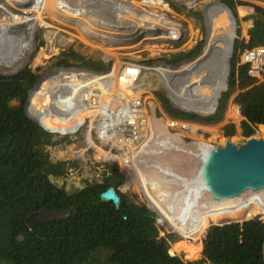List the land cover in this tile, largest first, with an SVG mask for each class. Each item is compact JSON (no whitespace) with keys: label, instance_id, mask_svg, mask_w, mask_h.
<instances>
[{"label":"trees","instance_id":"1","mask_svg":"<svg viewBox=\"0 0 264 264\" xmlns=\"http://www.w3.org/2000/svg\"><path fill=\"white\" fill-rule=\"evenodd\" d=\"M221 2L231 9L236 19L239 6L252 7L247 16L252 21L249 38L239 37L238 24V37L233 44L235 31L231 12L215 3L209 15L211 37L202 57L184 67L183 73L160 71L163 83L173 90V99L191 93L174 101L176 105L186 110L212 112L227 85L233 46L228 90L222 92L216 111L209 115L187 112L176 108L162 92L156 94L169 115L203 124L222 121L229 100L235 94L233 102L240 107L243 116L242 135L249 136L255 133L256 125L264 124V81L250 76L248 65L239 62L244 51L264 45V7L244 0ZM16 36L13 41L4 35L0 37V65H19L20 57L27 61L24 51L34 47L33 41L24 34ZM200 50L201 44L166 60L177 63L194 57ZM59 57L57 64L62 66L78 65L93 70L110 67L73 46ZM209 71L215 77L212 78ZM39 77L30 66L13 74L0 73V264H264V221L259 218L213 225L203 241L204 257L190 262L191 258L179 247L171 246V235L161 229L155 212L119 190L125 179L117 165L103 182H88L76 191L69 192L56 185L53 178L67 174V161H52L47 147L61 144L65 139L56 138L37 120L50 129L74 131L83 123L88 111L77 112L69 106L61 87L63 77L59 74L46 77L33 91L29 114L37 120L32 118L26 104ZM73 79L76 77L66 83L69 94L76 84ZM204 80H209L210 84L206 85ZM14 99L19 104H12ZM235 133V124L225 126V135ZM111 181L120 196L119 204L102 199ZM253 197L259 200L251 201L263 209L262 199ZM42 211L63 214L31 225L27 223L26 218L31 213ZM227 211L236 210L222 211L209 218ZM253 213L258 211L248 206L226 219ZM188 253L192 258L197 254L191 249Z\"/></svg>","mask_w":264,"mask_h":264},{"label":"rangeland","instance_id":"2","mask_svg":"<svg viewBox=\"0 0 264 264\" xmlns=\"http://www.w3.org/2000/svg\"><path fill=\"white\" fill-rule=\"evenodd\" d=\"M33 1V0H31ZM30 1V2H31ZM103 1H111V0H103ZM170 5H175L177 9H174L173 13H168V16L172 20H181L183 23V33L181 42H179L177 45L174 44L175 47H180L178 45H181V48L178 49V51H173L170 54L167 52L168 49L166 46L164 48H161L163 45L162 43L155 44L151 42L150 44L141 45L138 50H134L131 52V50L135 48H125V49H119L118 56H127L133 60H139L145 62L147 65L151 66V69H146L143 71L141 75V82L144 86L147 87V92H145L148 95L155 96L156 92H162L165 94L172 102V104L181 110L187 111L184 108H181L180 106L176 105L172 98V93L170 92L169 87L163 83L162 78L163 75L160 73V71H163L164 69H167L168 71H176L179 73H183V68L188 66L189 64L199 60L204 52V47L209 43V38L211 37V18H210V8L215 4H219L221 0H165ZM246 2L252 3V4H258L260 6L264 7V0H244ZM148 3V4H154V3H160V0H129L128 3L135 4L136 6H140L141 3ZM47 0H41V3L39 4L41 10L43 11V22H28V23H22L18 26H10L7 31H4L1 33L0 37L4 35L6 38H12L13 41L14 38H16V34L18 35H25L26 39H31L33 41L34 47L31 49H27L24 51L25 55H28L27 61H25V58H21V64L18 65H0V73L3 74H13L20 69H22L25 66H30L33 70H35L39 75H43L46 73L51 72L56 66L57 61L60 58L59 56L61 53L68 49L69 47L73 46L76 50L82 52L83 54L92 57L94 59H98L102 55V50L100 47H102V42L99 41H93V40H87L84 38L82 31L75 26L70 25L68 22H66L65 19H71L75 16L73 14H66L64 18L59 17L58 19L54 18L52 16L51 12H49L48 9L45 8V4H47ZM60 4V3H59ZM34 5V3H33ZM75 5V4H74ZM73 4L68 6L69 8H77V5L74 6ZM220 5V4H219ZM222 5V4H221ZM5 6L8 8L5 9ZM16 7V8H15ZM32 7V5L30 6ZM23 6H12L7 0H0V11H3V13L0 12V23H3L2 21L6 18L13 19L14 21L19 20L21 17H25L29 15L27 12L22 10ZM27 8V7H25ZM54 8V7H53ZM12 10L14 12V17H11L9 15L8 10ZM159 12H164L160 7H158ZM252 12L251 6H245L244 9H239L238 7V19H236L232 12V18L231 20L234 23V31L235 36L233 39V42L238 37L237 34V28L238 24L241 27V35L240 38H246L248 39V29L250 26H252V21L247 19V16ZM106 14V13H105ZM107 15V14H106ZM120 17V14H118ZM150 16V15H149ZM117 17V18H118ZM128 18V15L123 16ZM153 19H157L159 21L164 22L165 24L160 23L159 21H151V26L153 28H158V26L162 28H166L163 25L168 26L169 24L166 23L163 17H160L157 14H153L150 16ZM156 17V18H155ZM5 18V19H4ZM75 19L77 23L81 24L82 27L85 29H92L95 28L98 31H102L100 28H105L101 24H99V21H93L91 24H87L84 22V19H80L79 17ZM139 19L141 20L137 22L136 26L139 30L146 31L144 29L149 28V25L144 26L143 20L148 19L145 16H140ZM121 25V23H119ZM95 25V26H94ZM30 27L35 28V30H31ZM15 27V28H14ZM89 27V28H88ZM115 34H117L120 31L126 32L123 28H113L111 27ZM117 29V30H115ZM47 31L51 33H55L54 36L56 37L53 39V41L49 42L46 38ZM106 31V30H103ZM117 31V32H116ZM166 31V29H165ZM172 31V29H171ZM17 32V33H16ZM110 32V31H107ZM13 34V35H12ZM59 34V35H58ZM79 36V37H78ZM74 37V38H73ZM46 38V39H45ZM117 38V37H116ZM65 39V40H64ZM63 41V42H62ZM65 41V42H64ZM62 44V45H61ZM201 44V50L200 52L195 55L194 57L186 60H181L177 63H169L167 62L166 58H170L172 55L179 54L181 52H187L193 48H195L197 45ZM161 48L165 52H162V57H153V50L156 48ZM151 49V50H149ZM233 46H232V53L229 60L228 65V74H227V85L224 90L221 91L220 96L222 92L228 90L229 86V73H230V62L233 56ZM151 56V57H146ZM150 59H153V62H149ZM24 60V61H23ZM78 66V65H77ZM155 67H158L157 69H153ZM160 70V71H158ZM209 75L212 77V72H208ZM59 76V75H54ZM174 77V76H172ZM213 77H215L213 75ZM212 77V78H213ZM64 82V81H63ZM206 85L210 84L209 80H204ZM37 87V86H36ZM35 87V89H36ZM33 89L31 91V94L29 96L28 102L26 104V110L29 112V106L31 97L33 94ZM128 94L130 93V89H126ZM185 92V91H184ZM188 93L187 96H189ZM235 94H233L229 100L227 110L225 113V116L222 121L216 123V124H203L200 122H194L196 125H194V128L197 129V133H189L184 132L183 134L187 139L192 138H204V139H210L212 141L218 142L224 136V128L227 124H235L236 126V133L231 137H240L242 135V128H241V121L243 119V116L240 115L239 117L233 113L232 105H233V97ZM217 99V102H219V98ZM156 97V96H155ZM12 104H19V101L17 99H14L11 101ZM218 106V103H216V108ZM216 110V109H215ZM36 111V110H35ZM213 111L212 113H214ZM211 112H199V114L202 115H209L212 114ZM30 115V114H29ZM232 116H234V121H232ZM237 119V120H236ZM255 134L258 136L264 138V124L256 125L255 128ZM177 132V131H174ZM182 132V131H181ZM173 135H176L175 133H172ZM56 138H64L63 136L59 134H55ZM177 136V135H176ZM65 139V140H64ZM63 142L58 145H50L47 147V150L49 152L50 158L52 161H67V174L63 176H58L53 178V182L61 187H64L67 191H76L84 187L88 182H103L111 173H112V167L114 164L109 162H97L94 158L93 151L89 150L88 153H85V151L81 150V147L83 144L77 140L74 137H67L64 138ZM90 144V141H89ZM184 144V143H183ZM148 147V144H146L145 148L142 149L139 153L140 155H136L137 153H134L133 155V164L132 167L135 169V172L131 170L128 172L127 170H123V175L125 174L126 180L123 183L124 186H126V190L123 192L130 196V198L133 201H136L139 204L146 205L148 208L153 210L157 216V221L159 225L161 226V229L165 232L166 235H171L170 240L172 239L171 246L179 247L178 249L181 250L182 253H184L186 256H188V261L193 260H199L204 257L203 252V241L205 239L206 233L209 230L210 227L213 225H223L226 223L231 222H240L243 223L244 221H248L254 218H259L264 221V205L261 203V206H258L255 201H251L253 199L259 200L257 197H252L248 200H246L248 203L243 204L240 208H236L239 210L236 211H227L223 214H220V216L217 217H210L211 215L217 214L214 212H208L204 211L199 214V217H204V224L200 228H192L187 229L185 232H176L173 230V228L170 227L169 221L166 218V215L162 214L161 212H158L153 203H152V197L149 194V191H151L153 188L152 186L148 185L144 179V172H145V158H144V152L146 148ZM141 152L143 154H141ZM136 164H139L140 166H137ZM137 174V175H136ZM141 186V187H140ZM122 188V186L120 187ZM142 188V189H141ZM147 197H145V195ZM149 200H148V199ZM261 199V198H260ZM255 203L256 205L254 206ZM246 205V206H245ZM243 206H254L256 211L258 213L256 214H250V215H244L237 219H230L226 220L224 222H221L223 219H226L227 217L234 216L235 214H238L242 212L244 209ZM214 213V214H213ZM63 213H59L56 211H42L39 217L42 218H50V217H57L62 215ZM222 216V218H220ZM220 218V219H219ZM221 222V223H220ZM203 230H205L203 232ZM203 232V233H202ZM202 233V235H201ZM191 249L193 252L197 253L195 256L190 257V254L188 253V250ZM181 259H183V256H181Z\"/></svg>","mask_w":264,"mask_h":264},{"label":"built area","instance_id":"3","mask_svg":"<svg viewBox=\"0 0 264 264\" xmlns=\"http://www.w3.org/2000/svg\"><path fill=\"white\" fill-rule=\"evenodd\" d=\"M160 3L165 5V8H160L164 11L163 13L158 11L157 6L144 2L140 6H136L135 4L128 3V0H102L100 3L101 9L93 13L95 19L104 15L105 18L113 22L119 23L120 21L121 25H124L126 32L120 31L117 34H115L111 27L103 25L100 22L99 24L105 27L100 28L102 31H98L95 28L87 30L76 22L75 19L78 20V18L65 19L61 16L70 25L78 27L85 39L102 42V47H100L102 55L97 60L110 64V67L106 70H93L83 66H62L57 64L51 72L43 75L40 74L37 81L38 84H36L38 86L46 77L59 74H62L65 83H69L72 75L76 74L75 77L79 82H82V87H80L81 85L77 81L74 82L78 88L80 87L78 94L81 96V98L76 96L74 104L82 103L86 108H90L94 112L88 115L85 122L80 124L74 131L69 130L64 132L60 129H50L42 122L40 124L53 134H59L64 138H76L83 144L81 150L85 151L84 154L92 150L97 162H109L117 165L121 172L123 170H127L128 172L133 170L135 172V169L131 166L133 164L132 155L134 153L138 155L145 148L146 144L153 140L157 139L156 141H158L162 133H166V131L197 133V129L194 128V125H196L194 122L196 121L169 115L162 107L156 93V97L145 93L147 92V87L141 82V75L144 70L151 69V66L143 61L133 60L127 56H118L119 53L121 54L119 49L135 48L131 52L137 51L141 45L150 44L151 42L155 44L162 43L163 46L161 48L166 46L167 48L164 49H168L167 52L169 54L180 49L181 45H178L180 47H175L174 44L177 45L181 42L183 23L181 20H172L168 16V13L174 12L173 6L170 3L165 0H160ZM22 5V10L27 12L24 10L25 7H30L33 5V2L26 0V2L21 4V7ZM122 5L125 6L127 11L126 13L123 12V15L126 16L127 14L128 18H117L119 15L116 11L117 9H121ZM88 6L92 7L90 4ZM58 12L62 14L60 11ZM144 13L149 15L157 14L163 17L168 24L174 26V29L166 33L167 30L165 31L164 28L158 26L155 29L150 24L149 28L144 29L146 31H129L136 27L138 20L139 22L141 21L139 14ZM84 20L85 22L87 21L85 18ZM88 21L90 22V20ZM161 48L157 47L153 50V57H162V52L164 53L165 51ZM239 63L248 65L250 76L256 78L258 81H264V45L244 51L240 56ZM95 76H97L96 78L103 77L99 79L103 87L96 83ZM116 80L118 82H115ZM126 89H130L131 93H126L127 97H124ZM172 91L170 89L171 93ZM114 92L120 93L121 97H114ZM232 109L235 115L238 117L241 115L240 107L236 103H233ZM187 112L199 113L196 110H187ZM233 117L232 121H234ZM123 176L126 180L125 174ZM121 186L122 188H120ZM119 190L124 192L126 186L121 184ZM145 197L147 196L145 195Z\"/></svg>","mask_w":264,"mask_h":264},{"label":"bare ground","instance_id":"4","mask_svg":"<svg viewBox=\"0 0 264 264\" xmlns=\"http://www.w3.org/2000/svg\"><path fill=\"white\" fill-rule=\"evenodd\" d=\"M7 1L10 4H12V6H18V7L19 5L21 6L22 3L26 2V0H7ZM47 1L48 3L45 4L44 9H48L49 12H51L52 16H54V18L58 19L61 16L64 17L68 13L69 15L73 14V16L79 17L80 19H84V18L87 19V21L85 22L84 20V22L89 25L91 24V22L97 20L95 19V15L93 13H95L96 10L99 11L101 9L100 3L102 0H47ZM31 2H33L34 5H32V7H27L24 9L27 11L29 15L25 17L23 16L19 20H16V21H14L11 18L10 19L4 18L5 20L2 21L3 23H0V35L4 31L10 30L9 29L10 26H14V25L18 26L19 24H22V23H28V22H38L39 23L40 22L42 24H45L43 22L44 16H42L44 10H41L39 6V4L41 3V0H33ZM72 4L77 5V8L75 9V8L68 7ZM88 4H90L92 7L88 6ZM153 5L160 7V8H165V5L163 3H154ZM122 8L117 9L116 11L117 14H120V17H118L119 19L123 18L124 16L123 12L125 13L127 12L124 5H122ZM5 9L7 10L8 8L5 6ZM58 11H60L62 14H59ZM0 12L3 13V11H0ZM8 12L11 17H14V12L12 10L10 11L9 9ZM139 15L145 16L146 18H148V19L143 20L144 26L150 25L152 23L151 21H159L157 19L151 18L150 17L151 15L149 16V14L147 13L139 14ZM88 20H90V22ZM159 22L162 24H165L162 21H159ZM163 26L166 27L165 28L167 30L166 33H169L171 29L172 30L174 29V26L171 24H169L168 26L166 25H163ZM122 28L124 29L125 27L123 26ZM135 30H139L137 26L134 29L129 30V31H135ZM54 34L55 33H51L47 31L46 38L49 42L53 41V39L57 37V36L55 37ZM75 76L76 74H73L72 78ZM96 77L97 76H95L94 78ZM101 78L103 77H98L96 78L97 82L95 81L100 86L102 85V82L99 81V79ZM73 80L74 81L76 80L80 85L82 84V82H79L77 79H73ZM117 80L115 82H118ZM63 81L64 79L61 82V87L65 92L69 106L77 112L88 111L83 120V123H84L86 117L88 115H91L94 111L90 110V108H86L82 103L75 105L74 102H75L76 96L81 98V96L78 94V92L80 91L79 90L80 87L78 88L77 85L74 84L72 86V93L69 94V92L67 91L66 83L65 81L64 82ZM126 93L128 92L125 91L124 97H127ZM130 93H131V90H130ZM186 95L184 97H181L180 99H173V101L178 102L182 100L183 98H185ZM113 96L121 97L120 93L118 92H114ZM175 136L176 135H173L172 133L167 134V137H169L170 139H172ZM173 139H177V138H173ZM156 140H153L152 142L148 143V147L146 148L144 152V158H145L144 179L146 183H148V185L152 186L153 188L151 191H149V194L152 197L151 200H152V203L155 209L158 212H161L162 214L166 215L165 219H168L170 227L173 228V230H175L176 232L181 233V232H185L187 229L191 230L192 228L202 227V225L204 224V217H200L198 219L199 214L201 212L208 211V212L220 213L226 210H239L236 208H240L243 204L250 202V200L248 199H250L253 196H258L264 202V189L263 190L250 189L244 192L243 194H241L240 196H235V197L227 198L223 200H217L209 193H202V192L194 191L192 189V186H190L188 182L185 181L182 176L176 178L182 183V186L180 183L176 184L174 181L169 182L167 177L169 175H173V173L165 172L166 170H168V168L166 167H163V168H160V167L158 168V166L155 167V162H159V161L163 162V160H165L167 161L168 164L170 163L168 160L170 156L165 154L164 151L162 150V147L160 146L161 138L158 141ZM152 144H154V146H152ZM185 146L186 145L182 143V147L185 149L186 152H188L189 148ZM133 155H132V159H133ZM175 156L176 155H174L173 157ZM189 166L192 167V165H189ZM183 168H185V164ZM185 187L189 188V190L186 191ZM184 193H187V194L185 195ZM246 200H248V202ZM244 201L246 202L244 203ZM253 204L254 206L256 205L255 203ZM245 206H243L242 208L244 209ZM226 220L227 219H223L221 222H224Z\"/></svg>","mask_w":264,"mask_h":264},{"label":"water","instance_id":"5","mask_svg":"<svg viewBox=\"0 0 264 264\" xmlns=\"http://www.w3.org/2000/svg\"><path fill=\"white\" fill-rule=\"evenodd\" d=\"M219 3L232 12L226 4ZM96 19L109 27L124 26L105 18L104 15ZM37 121L40 123L39 120ZM168 133H175L177 137L173 138L177 139H170L167 137ZM160 137V146L164 153L170 156L168 159L170 163L168 164L165 160L155 162V167H166L168 170L165 172L173 173L167 177L169 182L174 181L182 186V183L176 179L182 176L194 191L209 193L217 200L240 196L250 189H264V138L257 134L240 137L226 135L218 142L199 137L187 139L181 131H167ZM182 143L189 148L188 152L182 148ZM174 155L176 156L173 157ZM184 164L185 168H183ZM185 188L186 191L189 190ZM102 199L120 203L114 181L109 183L108 189L102 194ZM40 214L41 212L31 213L26 218L27 223L31 225L47 219L39 217Z\"/></svg>","mask_w":264,"mask_h":264},{"label":"flooded vegetation","instance_id":"6","mask_svg":"<svg viewBox=\"0 0 264 264\" xmlns=\"http://www.w3.org/2000/svg\"><path fill=\"white\" fill-rule=\"evenodd\" d=\"M175 9H177V7L175 5H172ZM234 16V15H233ZM231 18H232V14H231ZM77 22V21H76ZM176 137V136H175Z\"/></svg>","mask_w":264,"mask_h":264},{"label":"crops","instance_id":"7","mask_svg":"<svg viewBox=\"0 0 264 264\" xmlns=\"http://www.w3.org/2000/svg\"><path fill=\"white\" fill-rule=\"evenodd\" d=\"M241 8L244 9L245 7H244V6H239V9H241ZM250 27H251V26H250Z\"/></svg>","mask_w":264,"mask_h":264}]
</instances>
